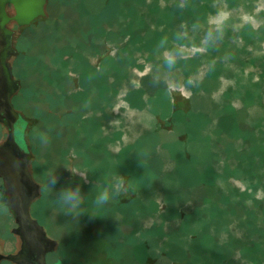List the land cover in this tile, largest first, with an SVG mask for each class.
Instances as JSON below:
<instances>
[{
    "label": "rangeland",
    "instance_id": "374dc122",
    "mask_svg": "<svg viewBox=\"0 0 264 264\" xmlns=\"http://www.w3.org/2000/svg\"><path fill=\"white\" fill-rule=\"evenodd\" d=\"M44 14L16 30L13 97L32 209L65 252L79 233L80 263L264 264V0H45ZM197 20V43L216 25L223 39L157 83L158 41ZM57 165V191L79 182L64 166L89 172L77 219L45 191ZM117 174L126 191L95 208ZM8 215L0 204V237Z\"/></svg>",
    "mask_w": 264,
    "mask_h": 264
},
{
    "label": "flooded vegetation",
    "instance_id": "af4514ba",
    "mask_svg": "<svg viewBox=\"0 0 264 264\" xmlns=\"http://www.w3.org/2000/svg\"><path fill=\"white\" fill-rule=\"evenodd\" d=\"M44 3L45 0H43L41 5V13L31 18L28 22L15 19L17 14L11 1L4 3L0 12V39L7 42V47H5L1 53L4 55V62L9 71V79L17 85L9 96L10 108H4L0 105V144L7 139L11 131L12 122L13 140L18 148L25 153L26 168L30 174L31 180L37 185V195L30 200L27 210L30 219L34 220L39 226L37 230L27 225L23 233L19 230V226L15 221V216L11 211V206H8L5 202H0L1 205L6 207L9 213L7 234L0 237V264H86L85 261H81L82 263H80L78 247L80 234L76 233L77 237L73 240L71 239V251L67 250V252H65L64 245L67 242H71L69 240L70 238L67 236L62 240L57 239L54 233L58 234V230L55 229L53 232V230L50 229L54 227L48 225L51 222L48 220L49 216L46 217V221H44L35 214L32 209V203L39 194L40 186L35 178L29 143L26 141L25 137V125L27 120L22 113L15 108L13 97L19 89L14 63L16 54L15 40L16 36H18L16 30L28 26L34 19L43 17L45 15ZM9 87L11 89V85ZM11 109L17 114L15 118L11 114ZM70 176L72 177V174ZM0 186H3L1 177Z\"/></svg>",
    "mask_w": 264,
    "mask_h": 264
},
{
    "label": "clouds",
    "instance_id": "9594fccd",
    "mask_svg": "<svg viewBox=\"0 0 264 264\" xmlns=\"http://www.w3.org/2000/svg\"><path fill=\"white\" fill-rule=\"evenodd\" d=\"M185 6L188 5V0H183ZM201 30L199 21H193L191 25L188 23L181 24L171 36H163L156 45V50L159 55V75L160 83L164 77H172L179 71L180 61L187 55V49L190 47H201L205 51L214 48L224 36L221 25L210 27L203 32L199 37V42L194 38V35ZM156 73H153L155 76ZM194 83V82H193ZM52 131L51 127L46 130H35L33 139L38 140L41 145L49 142V133ZM59 165L50 169L44 183L45 191L53 197L54 205L60 212L73 219L79 218L84 214L81 209L85 204L86 196L82 193V183L88 182L89 172L86 169H79L75 167L64 166L72 176H78L79 182L75 183L70 180L65 186H62L58 191L57 184L60 182V174L57 171ZM126 191V182L123 176L117 174L111 176L103 187V189L95 196L93 205L99 209L107 205L111 200L118 198ZM18 190L9 193L8 189L0 186V202H7L12 196L19 197ZM95 217L96 215L90 214Z\"/></svg>",
    "mask_w": 264,
    "mask_h": 264
},
{
    "label": "water",
    "instance_id": "95a60500",
    "mask_svg": "<svg viewBox=\"0 0 264 264\" xmlns=\"http://www.w3.org/2000/svg\"><path fill=\"white\" fill-rule=\"evenodd\" d=\"M9 1L16 11L17 17L15 19L22 22H28L41 13L43 0H0V12L2 5ZM5 47H7V42L0 39V105L4 108H10L9 96L17 85L9 79V71L4 62V55L1 53ZM11 114L14 118L17 116L12 109ZM0 177L3 186L8 189L9 193L14 190H18L20 193L18 198L12 196L6 202L8 206H11L19 230L24 233L27 225L38 230L39 226L30 219L27 210L30 200L37 195V185L31 180L26 168L25 153L18 148L13 140L12 122L7 139L0 144Z\"/></svg>",
    "mask_w": 264,
    "mask_h": 264
}]
</instances>
